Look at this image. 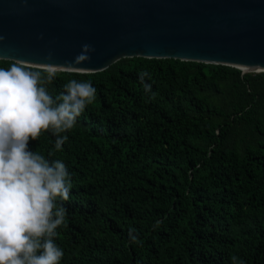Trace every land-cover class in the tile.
Instances as JSON below:
<instances>
[{
  "label": "trees",
  "instance_id": "1",
  "mask_svg": "<svg viewBox=\"0 0 264 264\" xmlns=\"http://www.w3.org/2000/svg\"><path fill=\"white\" fill-rule=\"evenodd\" d=\"M57 73L53 96L96 89L61 151L29 142L71 174L59 264H264V70L135 55Z\"/></svg>",
  "mask_w": 264,
  "mask_h": 264
},
{
  "label": "water",
  "instance_id": "2",
  "mask_svg": "<svg viewBox=\"0 0 264 264\" xmlns=\"http://www.w3.org/2000/svg\"><path fill=\"white\" fill-rule=\"evenodd\" d=\"M0 37V59L64 71L135 55L261 71L264 0H0ZM86 44L91 59L75 62Z\"/></svg>",
  "mask_w": 264,
  "mask_h": 264
},
{
  "label": "clouds",
  "instance_id": "3",
  "mask_svg": "<svg viewBox=\"0 0 264 264\" xmlns=\"http://www.w3.org/2000/svg\"><path fill=\"white\" fill-rule=\"evenodd\" d=\"M91 51L84 45L75 62L91 59ZM57 74V66L18 59L0 67V264H59L64 255L54 241L65 225L60 202L70 199L71 174L62 160L31 151L29 142L51 132L61 151L68 139L62 134L94 101L96 89L71 79L53 96L48 85Z\"/></svg>",
  "mask_w": 264,
  "mask_h": 264
},
{
  "label": "bare ground",
  "instance_id": "4",
  "mask_svg": "<svg viewBox=\"0 0 264 264\" xmlns=\"http://www.w3.org/2000/svg\"><path fill=\"white\" fill-rule=\"evenodd\" d=\"M244 69H247V70H248V69H250V68L244 67Z\"/></svg>",
  "mask_w": 264,
  "mask_h": 264
}]
</instances>
